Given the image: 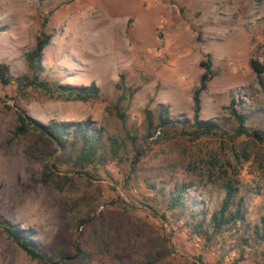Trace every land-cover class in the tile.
<instances>
[{
	"label": "rangeland",
	"instance_id": "374dc122",
	"mask_svg": "<svg viewBox=\"0 0 264 264\" xmlns=\"http://www.w3.org/2000/svg\"><path fill=\"white\" fill-rule=\"evenodd\" d=\"M41 32L51 35L40 55L43 75L54 70L64 82L94 84L99 95L65 100L38 89L16 95L13 87L0 85V218L53 250L54 264H117V256L144 257L142 241L126 234L128 218L147 229L146 238L156 239L158 230L174 248V264H190L196 254L205 264H257L264 243L241 252L236 237L242 225L204 246L180 223L153 214L145 198L152 196V182L170 186L192 179L189 197L210 211L220 206L222 183L231 179L235 197L244 198V224H260L264 142L235 136L230 102L236 96L251 113L248 124L264 128V71L258 75L250 65L252 59L264 64V0H0V62L14 75L28 73L26 53ZM201 60H209L216 75L200 93L199 117L218 119L219 130L195 139L179 129L159 141L148 138L137 144L145 155L134 172L137 145L126 140L117 158L98 167L95 179L76 178L70 192L32 179L40 167L27 156L26 139L12 135L16 111L41 123L90 119L119 140L127 131L141 135L146 110L155 114L161 105L173 117L192 119L193 91L205 71ZM82 195L93 202L90 214L103 221L97 232L92 223L76 226L74 208ZM0 264L43 263L0 229Z\"/></svg>",
	"mask_w": 264,
	"mask_h": 264
},
{
	"label": "trees",
	"instance_id": "16d2710c",
	"mask_svg": "<svg viewBox=\"0 0 264 264\" xmlns=\"http://www.w3.org/2000/svg\"><path fill=\"white\" fill-rule=\"evenodd\" d=\"M50 37V34L41 32L36 38L33 49L26 53L28 73L14 75L8 63L0 62V85L13 87L16 95H24L28 89H38L49 97L64 98L65 100L86 101L96 98L99 95V88L94 84L78 85L64 82L63 76L61 77L54 70L51 72L52 76L43 75L44 67L41 64L40 55L43 48L49 43ZM199 65L204 67L205 71L200 76L199 86L193 91L192 119L181 120L173 117L167 108L161 105L156 108L155 114L146 110V126L141 135H138L136 131L131 133L127 131L125 138L119 140L117 137L109 135L103 126L94 125L90 119L51 120L41 123L23 111H16V123L11 131L12 135L26 139V154L40 167L39 177L36 178L33 174L32 179L43 185L52 186L55 190L70 192L73 191L77 182L76 178L86 176L95 179L98 167L105 165L110 158H117L118 148L125 145L126 140L130 141L132 146H136L138 143L148 142L147 139L151 137L154 138V141L165 139L169 137L171 131L178 129L191 135L194 139L219 130L221 123L218 119L199 117L200 93L206 89L207 81L216 75L210 68L209 60H201ZM250 65L258 75L264 71V64L257 60H250ZM237 100L236 96H231L230 114L235 122V136L245 135L264 142V128L248 124L251 121V113L242 108ZM116 113L121 122L125 124V113L119 109ZM222 124L224 123L222 122ZM143 151L138 145L136 146L131 159L133 172L136 170L135 164L145 155ZM235 182L231 179L223 181L224 197L222 202L218 208L210 211L206 206L189 197L187 192L194 185L192 179L174 180L170 186H167V183H163V181H160V184L152 182L148 186L152 196L145 198L149 203L146 204V207L165 221L172 220L177 225L180 223L181 229H185L191 236L200 239L204 246L213 245V239L224 233H231L234 229V231H238L236 228L238 225H242L240 231L237 232L236 240L243 252V248L248 245L264 243V216L261 217L260 224L252 226L244 224V198L243 196L235 197ZM78 200V209L76 204L74 208L78 213L75 216L76 226L81 227V225L92 223L93 232H97V227L102 229L104 226L102 219H95V215L90 214V205L93 202L86 199L84 195L80 196ZM156 207H159L160 212ZM147 212L151 214V212ZM124 228L130 239L132 235L142 241L146 254L139 259H134L128 254L117 256V264H174L172 261L175 259L170 257L172 254H176L174 248L170 246L166 238L161 236L158 230L156 233L160 236H157L156 239L146 238L147 229L129 218ZM0 229L32 259L43 264L55 263V252L43 248L25 228L17 227L7 219L0 218ZM98 237L103 236L98 235ZM260 253L263 255L264 252L260 251ZM193 257V260L189 259L190 264H205L202 254H196ZM257 264H264V257L258 260Z\"/></svg>",
	"mask_w": 264,
	"mask_h": 264
},
{
	"label": "built area",
	"instance_id": "2783aa9c",
	"mask_svg": "<svg viewBox=\"0 0 264 264\" xmlns=\"http://www.w3.org/2000/svg\"><path fill=\"white\" fill-rule=\"evenodd\" d=\"M157 133H159V131H157Z\"/></svg>",
	"mask_w": 264,
	"mask_h": 264
}]
</instances>
